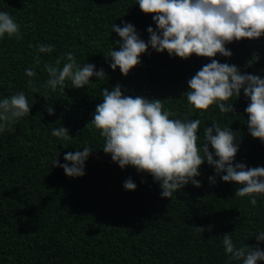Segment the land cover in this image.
<instances>
[{"label": "trees", "instance_id": "obj_1", "mask_svg": "<svg viewBox=\"0 0 264 264\" xmlns=\"http://www.w3.org/2000/svg\"><path fill=\"white\" fill-rule=\"evenodd\" d=\"M0 12L14 18L22 37L0 39V98L24 92L32 107L11 131L0 133V264H242L225 253V234H232L237 247L264 250V242L256 239L264 232V194L236 197L240 185L225 183L205 161L196 177L199 188L189 183L172 199L162 198L150 174L131 166L121 169L103 151L105 141L95 128L87 129L102 103V90L119 85L125 96L161 100L173 119H199L201 148L212 123L230 128L239 146L235 163L264 167V142L249 132L245 109L251 101L243 89L227 102L234 113L213 105L201 116L187 104L188 81L211 59L193 55L183 60L149 45L127 77L119 68L113 71L109 52L123 43L112 31L114 24L133 25L146 43L147 29L157 28L137 0H0ZM40 44L54 51L39 53ZM225 47L232 56L217 54L216 60L264 79V36ZM68 52L81 67L89 63L96 71L103 69L106 79L94 76L83 89L70 81L54 92L47 88L45 64ZM29 67L36 72L31 78L35 90L27 87ZM47 106H53L54 115ZM61 126L72 139L52 135ZM86 146L92 153L82 177L70 178L53 165L57 159L68 163L66 153ZM128 179L137 185L135 191L124 188Z\"/></svg>", "mask_w": 264, "mask_h": 264}, {"label": "clouds", "instance_id": "obj_2", "mask_svg": "<svg viewBox=\"0 0 264 264\" xmlns=\"http://www.w3.org/2000/svg\"><path fill=\"white\" fill-rule=\"evenodd\" d=\"M137 3L144 14L153 17L157 28L147 29L150 39L146 43L133 25L125 23L120 27L114 24L112 31L123 43L119 51L109 52L111 69L119 68L127 77L141 63L140 57L148 51L149 45L157 52L167 51L169 56L183 60L193 55L209 58L211 62L188 81L190 91L184 94L188 106L201 116L213 105H217L222 113H234L233 104L227 102L234 96L239 98L243 89L251 101L245 109L249 132L254 139L264 142V79L242 75L235 65L222 64L215 59L217 54L232 56L225 47L227 44L264 36V0H137ZM5 35L22 38L20 26L14 18L7 12H0V39ZM53 51L51 45H38L39 53ZM65 59L67 62L61 67V61ZM35 60L38 65L40 56L37 55ZM44 68L49 76L46 87L53 92L58 86L63 89L66 81H70L74 88L83 89L94 76L100 81L106 79L104 70L96 71L93 64L79 66L72 52L57 58L54 64H45ZM25 74L29 77L27 87L35 90L31 78L36 72L29 67ZM31 109L24 92L0 98V133L11 131V125L29 116ZM46 110L49 115L55 114L53 106H47ZM173 115L164 109L161 100L125 96L117 85L111 91L102 90V103L97 105L87 129L95 128L105 141L103 151L110 154L121 169L131 166L138 173L150 174L160 184L162 198L172 199L174 193L189 183L199 188L201 185L196 177L205 161L214 167L216 175L225 183L240 185L236 197L264 194V167L247 168L243 163H235L239 151L237 134L214 122L212 127L205 129L201 148L198 144L200 120L173 119ZM52 135L62 140L72 139L63 126L54 129ZM91 153L86 146L82 151L66 153L64 159L68 163L61 165L57 159L53 165L62 167L70 178L82 177ZM209 179L212 184L216 183L214 177ZM136 187L131 179L124 183L128 191H135ZM250 202L256 205V199ZM256 239L264 242V232ZM222 244L232 260L242 261V264L264 261V250L248 245L237 247L232 234H225Z\"/></svg>", "mask_w": 264, "mask_h": 264}]
</instances>
